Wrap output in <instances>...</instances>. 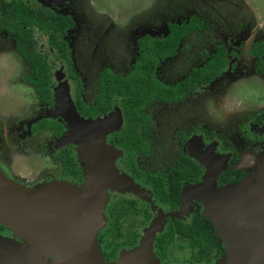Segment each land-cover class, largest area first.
<instances>
[{"label":"rangeland","instance_id":"obj_1","mask_svg":"<svg viewBox=\"0 0 264 264\" xmlns=\"http://www.w3.org/2000/svg\"><path fill=\"white\" fill-rule=\"evenodd\" d=\"M30 3L73 17L77 28L66 35L65 41L73 69L84 87L82 93L86 84L94 90L96 77L103 68L116 74L126 73L137 56L134 40L144 31L145 24L147 35L159 38L165 34L166 21L179 23L189 16L206 21L208 29L187 36L176 56L160 64L157 77L165 84L178 82L192 68L202 65L205 54L213 53L216 45H224L229 52L226 69L218 81L178 104H152L146 110L148 122L144 136L150 153L147 157L134 155V158L138 169L149 172L166 170L187 154L201 167L206 163L203 157L217 165L218 159L224 160L227 166L229 155L225 154L222 140L226 137L237 147V166L244 169L243 177L237 182L249 184L250 194L257 192L253 188L258 185V173L263 168L264 143L248 145L247 142L255 135L264 138V125L255 124L250 117L264 109V65L258 69L257 60L247 57V51L251 44H264V0H30ZM153 14H158V20L150 23ZM0 35V176L23 192L39 191L40 187L50 184L57 188L61 183L80 189L92 165L83 153L85 141L77 131H82L90 122L77 117L75 124L71 123L74 83L66 78L65 66L54 60L45 37L40 36L38 50L51 67L53 96L49 105H40L33 88L24 83L28 67L12 51V38L1 31ZM233 97H237V102L232 105L229 100ZM190 107L191 112H187ZM107 116L110 120L105 127L96 133L90 132L95 133L99 149L110 156L115 183L103 187L98 249L108 252L118 243L135 237L132 246L115 248V262L123 256L131 261L139 253L130 264H224L228 244L219 233L216 234L223 245L224 257H216L210 251L205 261L196 263L191 258L188 241L179 237L170 243L164 260L159 262L154 256L152 241L164 229L168 215L172 220L188 222L194 208L202 214L206 205V169L199 184L183 186L181 207L170 211L152 200L145 187L134 183L127 172L118 168L124 152L106 143L111 134L123 127L118 101L108 115L99 119ZM40 120L61 123L64 130L61 139L56 140L52 131L31 134L30 128ZM184 131L192 136L183 146L188 137ZM35 145L39 146L37 151H34ZM61 147L70 148L80 167V184L57 174L60 166L52 157ZM48 169L58 171H53L50 177L46 173ZM219 189L212 187L210 192ZM110 195L120 199L129 195L135 198V207L127 208L115 218L114 211L110 210L114 203ZM215 223H219L216 216ZM3 233L0 243L11 244L24 253L31 251L25 239L11 229L5 227ZM37 259L46 264L50 262L46 253L39 252Z\"/></svg>","mask_w":264,"mask_h":264},{"label":"trees","instance_id":"obj_2","mask_svg":"<svg viewBox=\"0 0 264 264\" xmlns=\"http://www.w3.org/2000/svg\"><path fill=\"white\" fill-rule=\"evenodd\" d=\"M0 22L7 32L15 36L14 49L29 66L26 82L34 88L41 102H47L49 99L50 76L46 61L36 51L35 29L46 35L48 45L65 63L69 77L76 81L74 105L82 117L95 118L106 114L115 104L114 101L118 100L124 121L121 130L113 135L112 142L123 148L127 155L132 152L145 156L148 154L143 135L148 122L146 110L152 104H172L182 101L187 93L216 78L226 63L225 50L217 47L213 54L205 55V62L199 68L193 69L181 81L172 85L161 82L157 78V69L160 64L175 56L179 43L190 32L207 28L204 22L194 17L178 25L167 24V34L163 38L144 36L136 41L138 55L126 74L118 75L109 69H104L99 73L96 79L94 105L87 107L79 99L80 82L72 73L68 48L60 40V35L73 27L68 16H59L44 10H32L20 0H13L0 7ZM250 54L264 60V46H255ZM256 120L264 121V112ZM51 125L43 122L38 129H45ZM35 130L37 127L32 129V131ZM55 134L56 136L60 134L58 126H56ZM235 157V152H232L230 164L235 162ZM57 158L60 160L64 173L75 174L78 171V169L73 170L70 158L64 157L62 152ZM185 163V166L169 168L166 175L162 172L153 175L136 172L135 176L150 185L159 200L176 208L179 205L178 196L182 181L188 184L197 183L202 175L199 166L193 161ZM132 168L135 170L133 164ZM242 174L241 171H232L228 167L218 176L217 184L223 186L237 182ZM174 234L189 240L191 258L196 263L205 261L210 251H214L216 257L224 252L223 245L219 242L211 222L207 217H201L198 212H194L187 225L180 223H175L174 226L169 225L167 230L156 238V248L164 252Z\"/></svg>","mask_w":264,"mask_h":264},{"label":"water","instance_id":"obj_3","mask_svg":"<svg viewBox=\"0 0 264 264\" xmlns=\"http://www.w3.org/2000/svg\"><path fill=\"white\" fill-rule=\"evenodd\" d=\"M77 117L84 121L74 109L70 119L75 122ZM109 120L108 116L86 120L90 125L81 126L82 131H77L85 141L83 153L92 165L80 189L61 183L57 188L50 184L40 187L39 191L23 192L0 176V225L28 238L36 249L45 250L52 257L48 264H130L124 257L117 262H106L96 241L101 224L103 187L115 183L110 156L99 149L94 137ZM86 130L95 133H90L89 137ZM101 154H107L109 160ZM205 160L206 205L200 216L209 219L215 234L225 236L228 252L224 264H264V161L258 173V185L253 188L257 192L252 195L249 184L239 182L220 186L211 193L212 187H216V178L226 168V162L219 160L217 165ZM108 165L110 182L106 181ZM213 214L218 218V224ZM223 255L225 253L220 257ZM139 256L138 253L133 258Z\"/></svg>","mask_w":264,"mask_h":264},{"label":"flooded vegetation","instance_id":"obj_4","mask_svg":"<svg viewBox=\"0 0 264 264\" xmlns=\"http://www.w3.org/2000/svg\"><path fill=\"white\" fill-rule=\"evenodd\" d=\"M11 1H13V0H1V3H0V7L4 4V3H10ZM24 5H26L27 7H29L30 9H32V10H44V11H48V12H51V13H53V14H56V15H59V16H68L70 19H71V21H72V23H73V27L71 28V29H69V30H67L64 34H62V35H60V40H62L65 44H66V46H67V48H68V54H69V58H70V62H71V70H72V73L76 76V78H77V80L80 82V90H79V92H78V96H79V99L81 100V102L85 105V106H87V107H91V106H93L94 105V101H95V97H96V80H95V83H94V90L92 91L91 90V88L86 84L85 85V91L82 93V90H83V85H82V82H81V80L79 79V77L77 76V74L75 73V71H74V69H73V65H72V60H71V56H70V51H69V46H68V43L65 41V37H66V35L69 33V32H72L73 30H75L76 28H77V26H76V23L74 22V20H73V17H71L70 15H67V14H65V15H60V14H58V13H55V12H53V11H51V10H49V9H46V8H43L42 6H40V7H38V6H33L31 3H30V0H20ZM153 15H155V14H153ZM153 17V16H152ZM191 17H194V16H189V17H187L185 20H182L181 22H179V23H177V22H174V21H166V25H165V34L162 36V37H159V38H157V37H153V36H150V35H147V34H149V33H146L147 32V30H148V28H147V26H146V24H145V26H144V31H142V33H141V35L139 36V37H137L134 41H135V47H136V41L138 40V39H140V38H142V37H144V36H148V37H151V38H157V39H160V38H163L166 34H167V24H180V23H182V22H185V21H187L189 18H191ZM195 19H197L196 17H194ZM198 21H201L200 19H197ZM152 21L153 22H155L154 20H153V18H151V22L150 23H152ZM202 22H204L205 24H206V26H207V28L206 29H208V23L206 22V21H202ZM150 23H148V25H150ZM88 29V28H87ZM205 29V30H206ZM0 31L3 33V34H5V35H7V36H10L11 38H12V40H11V43H12V46H11V49H12V51L15 53L16 52V50L14 49V40H15V36L13 35V34H11V33H9V32H7L6 31V29H5V27H4V25L0 22ZM202 31V30H201ZM196 32H200V31H193V32H190L187 36H189L191 33H196ZM45 37V44H46V46H48L49 48V50L51 51V53H52V55L54 56V60L55 61H59V62H62L63 63V65L65 66V74H66V78L70 81V82H73L74 83V87H73V97H72V105H73V107H74V109H75V112L78 114V116H80L81 118H83L84 120H95L96 118H101V117H103V116H106V115H108L111 111H112V109H113V107H114V105L116 104V101H118V100H115L114 102H115V104L113 105V107L111 108V110L109 111V112H107L106 114H102V115H100V116H97V117H95V118H84V117H82L77 111H76V107H75V94H76V81L74 80V79H72V78H70L69 77V72H68V68L66 67V65H65V63L60 59V58H58L57 57V55H56V53L54 52V50L48 45V43H47V37H46V35L45 34H43V33H41L40 31H38V30H36L35 29V38H36V51L44 58V60L46 61V64H47V67H48V74H49V76H50V83H49V86H48V94H49V99H48V101L47 102H41L39 99H38V97H37V94H36V92H35V90H34V88L30 85V84H28L27 82H26V77L28 76V73H29V66H28V64L24 61V59L17 53V55L25 62V64H26V66L28 67V73H27V75H26V77H25V80H24V83H26V84H28V85H30L32 88H33V94L35 95V98L38 100V102L37 103H39L40 105H42V106H47V105H49L50 103H51V101H52V98H53V96H52V93H51V83H52V75H51V67L49 66V63L47 62V60L45 59V57L39 52V50H38V44H39V37ZM186 36V37H187ZM185 37V38H186ZM2 38V36L0 35V39ZM184 38V39H185ZM183 39V40H184ZM183 40H181V42L183 41ZM180 42V43H181ZM180 43H179V45H180ZM248 44V43H247ZM179 45H178V47H179ZM249 45V44H248ZM257 45H263L264 46V44H256V45H253V44H251L250 45V49H248V51H247V57H251V58H255L256 60H257V62H258V65H257V68L259 69H261V67L264 65V60H260V59H258V58H256V57H254L253 55H251L250 54V51H251V49H253L255 46H257ZM217 47H222L224 50H225V61H226V63H225V66H224V68L222 69V71L220 72V74L216 77V78H214L210 83H208V84H206V85H203V86H201V87H199V88H197V89H194V90H192L191 92H189V93H187L185 96H184V98H183V100H185L188 96H190V95H192V94H194L196 91H198L199 89H201V88H203V87H206V86H208V85H210V84H212L213 82H215V81H218V77L223 73V71L226 69V67H227V65H228V63H227V58H228V56H229V52L227 51V49L225 48V46L224 45H216L215 46V48H217ZM215 48H214V50H215ZM177 50H178V48H177ZM214 50H213V53H214ZM136 51H137V48H136ZM213 53H211V54H213ZM176 54H177V52H176ZM176 54H175V56H176ZM211 54H207V55H211ZM137 55H138V51H137ZM206 55V54H205ZM175 56H173V57H175ZM173 57H171V58H173ZM136 58H137V56H136ZM135 58V59H136ZM171 58H168V59H171ZM167 59V60H168ZM206 59V58H205ZM205 59H204V62H205ZM2 60V59H1ZM135 61V60H134ZM133 61V62H134ZM166 61V60H165ZM203 62V63H204ZM163 63V62H162ZM202 63V64H203ZM133 64V63H132ZM132 64H131V66H132ZM130 66V67H131ZM201 66V65H200ZM199 66V67H200ZM199 67H194V68H192L184 77H186L187 75H189V73L193 70V69H197V68H199ZM104 69H109V68H103L102 70H104ZM130 69V68H129ZM128 69V70H129ZM234 69V68H233ZM101 70V71H102ZM110 70V69H109ZM127 70V71H128ZM158 70V69H157ZM100 71V72H101ZM112 71V70H111ZM127 71H126V73H127ZM99 72V73H100ZM113 72V71H112ZM114 73V72H113ZM125 73V74H126ZM116 74V73H115ZM234 74V73H233ZM99 75V74H98ZM118 75H124V74H118ZM98 77V76H97ZM97 77H96V79H97ZM183 77V78H184ZM158 78V77H157ZM182 78V79H183ZM181 79V80H182ZM230 79H233V77H231ZM181 80H179V81H181ZM228 80V79H227ZM178 81V82H179ZM162 82V81H161ZM177 83V82H176ZM173 84H175V83H173ZM169 85H172V84H169ZM94 92V93H93ZM228 92H229V90H228ZM33 95V96H34ZM228 97L229 98H231L230 97V94L228 93ZM236 98L237 97H233V100H229L230 102L229 103H231L232 105L233 104H235L236 102H237V100H236ZM235 99V100H234ZM182 100V101H183ZM182 101H179V102H175V103H172V104H157V105H175V104H178V103H180V102H182ZM193 102V101H192ZM192 105V104H191ZM118 108H119V111H120V115H121V120H122V123H123V117H122V114H121V110H120V107H119V104H118ZM245 108H248V107H245ZM191 110V107L190 108H188L187 109V112H191L190 111ZM201 112H203V111H201ZM264 112V109H262L261 111H259V112H257V113H253L252 115H250V117L252 118V120H253V122L255 123V124H259V125H264V121H257L256 120V118L258 117V116H260L262 113ZM45 113V112H44ZM216 115H217V113H216ZM218 116V115H217ZM35 118H37V117H35ZM73 119L71 118V123L74 125L75 123H74V121H72ZM43 122H47V123H49V124H52L50 127H47V128H45V129H38V126L39 125H41V123H43ZM56 126H58L59 128H60V134H59V136H56V134H55V130H56ZM35 127H37V130H35V131H32V129L33 128H35ZM238 127V125H236V128ZM121 130V129H120ZM119 130V131H120ZM30 133L31 134H36V133H42V132H47V131H52V133H53V136H54V138L56 139V140H59V139H61V137H62V133L64 132V130H63V125L61 124V123H59L58 121H55V120H40L37 124H35L34 126H32L31 128H30ZM118 131V132H119ZM117 132V133H118ZM86 133L88 134V136L90 137V134H89V131L88 130H86ZM146 133H147V124H146V132H145V134L143 135V138H144V141H145V143H146V145H147V148H148V154L145 156V155H141V154H139V153H137V152H132L130 155H127L126 153H125V151H124V149L123 148H121V147H119V146H117L116 144H113V142H112V138H113V135L114 134H116V132L115 133H113V134H111V137H109L108 139H106V143L107 144H111V145H113V146H115V147H118L120 150H122L123 152H124V159H123V161H122V163H118V168L122 171V172H127L128 173V176H129V178L132 180V181H134V183H136L137 185H139L140 187H145L147 190H148V192H149V194H150V198L152 199V200H154L156 203H158V204H160V205H163V206H166V207H168L169 208V210L170 211H173V212H175V211H177L180 207H181V205H182V201H181V195H182V188H183V186H185V185H196V184H199L200 182H201V180H202V178H203V176H204V170H205V167H204V165H202L203 167H201L196 161H194V159L193 158H191L187 153V155H184L185 157H182L180 160H179V162L177 163V164H174L172 167H169V168H174V167H176V166H185L186 165V161H193L195 164H197V166H199V169L202 171V175H201V177H200V180L197 182V183H190V184H188V183H185L184 181H182V183H181V189H180V194H179V196H178V203H179V205L176 207V208H172L168 203H164V202H162L161 200H159L155 195H154V192H153V190H152V188L150 187V185H148V184H145L144 182H142L140 179H138L136 176H135V173L136 172H140V173H143V174H149V175H153V174H155V173H159V172H162L164 175H166V173H167V171H168V169L169 168H167L166 170H158V171H152V172H149V171H143V170H140V169H138V167H137V163H136V161H135V158H134V155H137V156H140V157H147L148 155H149V153H150V150H149V146H148V143H147V141H146V139H145V135H146ZM183 134H188V132L187 131H184L183 132ZM192 136V134H188V137H187V139H186V141L184 142V144H183V146L184 145H186L187 144V141H188V139L190 138ZM225 140V142H224V140ZM241 139L243 140L244 138L243 137H241ZM256 139H259V140H256ZM222 140H223V145H224V151L226 152L225 154H228L229 155V158H228V161H227V166H226V168H225V170L228 168V167H230V169L232 170V171H241L243 174H242V176L241 177H243V175H244V169H242L241 167H238L237 166V159H238V153H237V147L233 144V142L231 141V140H229L228 138H226V137H222ZM89 141H90V143L94 146V149L96 150V151H98V149L96 148V146H95V144L93 143V140H92V138H89ZM249 142V143H248ZM247 142V144L249 145V144H253V145H259V144H263L264 143V138H261V137H259L258 135H255L252 139H250L249 141ZM243 144V143H242ZM35 147V149H34V151H37V149L39 148V146H37V145H35L34 146ZM60 152H62V154H63V156L64 157H68V158H70V160H71V164H72V168H73V170H77L78 169V171L75 173V174H72V173H70V172H67V173H64L63 172V167H62V165H61V163H60V160L57 158V156H59L60 155ZM187 152V151H186ZM232 152H235V154H236V157H235V162L234 163H232V164H230V159H231V154H232ZM101 155H103V157H104V159L105 160H109V156L107 155V154H101ZM57 163H58V166H60V171H58V170H51V169H48L47 171H46V173L48 174H50V177L53 175L52 174V172L53 171H58V173L57 174H60V176L61 177H64V178H69L71 181H73L74 183H76V184H80L81 182H82V171H81V169H80V167L75 163V159H74V157H73V155L71 154V150H70V148L69 147H61V148H59L57 151H56V153L53 155V157H52ZM204 158V160L206 159L205 157H203ZM247 160H248V157H247ZM218 161H219V159H218ZM133 164V166L135 167V170H133V168H132V164ZM244 165H245V163H244ZM224 170V171H225ZM56 176V175H55ZM54 176V177H55ZM58 176V175H57ZM240 177V178H241ZM53 178V177H52ZM239 178V179H240ZM229 179H232V177H229ZM238 179V180H239ZM110 180H111V170H110V168H109V165H108V174H107V179H106V181L107 182H110ZM218 180V179H217ZM217 180H216V186L217 187H220V186H218V184H217ZM166 185V184H165ZM222 186V185H221ZM46 191H48V190H46ZM135 198H133V197H131V196H124L123 198H121L120 199V197L119 198H117V197H112V195H110V200L111 201H113L114 203L111 205V207H110V210H112V212L114 211V217L115 218H118L119 216H121V213L120 212H125V211H127V208H129V209H132L133 207H135V202L136 201H133ZM117 208H119V209H122L121 211H116L117 210ZM194 212H198V210L196 209V208H194V210L192 211V213H191V215H190V219H189V221L188 222H182V221H180L179 219H175V220H172L171 219V217L168 215V217H167V220H166V223H165V226H164V229L160 232V233H158L155 237H154V239H153V241H152V252H153V254H154V256L159 260V262H161L162 260H164L165 258H166V252H167V249H168V247H169V245H170V243L172 242H170L169 244H168V246H167V248H166V250L164 251V252H161L158 248H156V246H155V241H156V238L158 237V236H160L162 233H164L166 230H167V228H168V226L169 225H171V226H174V224L175 223H180V224H183V225H187V224H189V222H190V220H191V217H192V215L194 214ZM199 214V213H198ZM5 231V227L4 226H1L0 225V234L1 235H4L5 233H3ZM21 237V236H20ZM175 237H179V238H182V239H185V240H187L188 241V246H189V249H190V245H189V240L188 239H186V238H183V237H180L179 235H177V234H174V236H173V239L175 238ZM21 238H23V239H25V241L28 243V245H29V247H30V249H31V251H29V252H23L22 250H19L18 248L16 249V247L15 246H13V245H11V244H5V243H0V264H46V262L45 261H39L38 259H37V254L40 252V253H46V254H48L45 250H41V249H36L35 247H34V245L32 244V242L28 239V238H26V237H21ZM172 239V240H173ZM96 241H97V245H98V242H99V238H97V236H96ZM135 241V237L133 238H131V239H129V240H126V241H124V242H121V243H118L117 245H115L110 251H108V252H102V251H100V255H101V257L106 261V262H115V257H114V252H115V250L118 248V247H128V246H132ZM116 248V249H115ZM26 254V255H25ZM25 255V256H24ZM48 256H49V258H50V261H51V259H52V257L48 254ZM124 258H125V260H126V263L128 262H131L132 261V259H134V258H130V260L131 261H128V259H126V258H128V257H126V256H123Z\"/></svg>","mask_w":264,"mask_h":264},{"label":"crops","instance_id":"obj_5","mask_svg":"<svg viewBox=\"0 0 264 264\" xmlns=\"http://www.w3.org/2000/svg\"><path fill=\"white\" fill-rule=\"evenodd\" d=\"M154 16H155V17H154ZM152 18H153V20H154L155 22H157V20H158V14L153 15ZM15 55L18 56L16 53H15ZM18 58L21 59L19 56H18ZM19 59H18V60H19ZM19 61H21V60H19Z\"/></svg>","mask_w":264,"mask_h":264},{"label":"bare ground","instance_id":"obj_6","mask_svg":"<svg viewBox=\"0 0 264 264\" xmlns=\"http://www.w3.org/2000/svg\"><path fill=\"white\" fill-rule=\"evenodd\" d=\"M62 187H64V186H62Z\"/></svg>","mask_w":264,"mask_h":264}]
</instances>
